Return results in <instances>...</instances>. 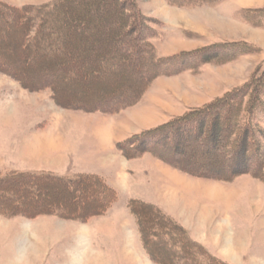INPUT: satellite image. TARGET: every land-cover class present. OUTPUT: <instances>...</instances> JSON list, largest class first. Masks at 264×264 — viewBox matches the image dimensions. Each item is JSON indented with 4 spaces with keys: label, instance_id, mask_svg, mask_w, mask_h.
<instances>
[{
    "label": "rangeland",
    "instance_id": "obj_1",
    "mask_svg": "<svg viewBox=\"0 0 264 264\" xmlns=\"http://www.w3.org/2000/svg\"><path fill=\"white\" fill-rule=\"evenodd\" d=\"M0 1L21 7L56 0ZM169 1L178 6L166 0H132L156 57L229 43L242 44L238 47L240 54L232 61L220 59L180 72L185 65L179 62L178 69L174 66L168 71L174 74L153 79L136 102L117 113L67 106L83 104L91 108L97 98H108L106 92L133 94L146 74L135 75L130 67L108 74L103 63L84 61L78 47L70 63L83 77L75 85L69 83L71 72L65 71L70 69L69 63L62 67L46 65L50 74H61L57 80L58 102H54L50 90L42 88V81L53 80L52 75L48 77L33 67L26 69L21 52L16 48L10 51L9 47V41L18 35L11 38L8 29L0 30V43L8 46L0 48L7 54L5 69H15L16 73L0 71V174L26 170L68 178L90 174L104 178L116 193L107 211L86 221L50 215L0 216V264H159L153 259L165 258L170 250L146 248L130 209L132 201L147 204L180 227L195 243L191 251L197 262H209L207 256H211L224 264H264V97L259 96L254 103L247 127L258 148L253 156L255 176L228 177L226 155L221 149H211L208 141L202 144L197 136L185 135L187 125L160 131L223 98L227 100L219 102V109L209 115L219 119L221 112L230 108L236 112L237 123L243 124L251 101L249 94L241 99L240 91L264 71V0H189L186 5L183 0ZM83 6H90L89 0L72 2V16L80 14L78 9ZM102 12L82 15L99 24L107 21V16L97 20ZM72 28L74 33L79 32L74 37L89 55L99 54V45L108 41L105 27L100 31L80 25ZM96 38L100 40L98 46L93 42ZM93 66L102 72L99 76L88 75ZM204 113L195 121L203 123ZM154 131L158 137H139L140 142L151 147L161 145L166 152L128 157L120 151L125 141ZM221 132H225L223 125ZM234 139L230 136V142ZM215 151L220 155L213 156ZM31 189L29 186L21 192L3 194L14 197L13 205L18 209L23 208L19 198L24 192L31 193L27 200L34 207L53 201L50 193ZM84 197L92 195L86 193ZM68 198L63 193L54 201ZM70 198L75 205L81 204L77 197Z\"/></svg>",
    "mask_w": 264,
    "mask_h": 264
},
{
    "label": "trees",
    "instance_id": "obj_2",
    "mask_svg": "<svg viewBox=\"0 0 264 264\" xmlns=\"http://www.w3.org/2000/svg\"><path fill=\"white\" fill-rule=\"evenodd\" d=\"M187 1L189 0H186V2L183 0L182 4L185 3L186 5ZM214 1L215 0H202V2L209 3ZM72 2H75V0H56L49 4L39 6L24 5L15 7L0 1V30L3 28L8 29L11 38L14 34L18 35L17 39L14 40L13 38V42L9 41V43H11L9 47L10 51L16 48L21 52L22 63H25L23 64L26 65V69L33 67L38 71L45 72L48 76L50 74V68L47 69L46 65L51 64V66L62 67L69 63L70 69L67 68L65 71L67 73L71 72L69 83L75 85L83 75L82 72L76 71V69L71 66L72 64L70 61L77 55V48L79 47L83 55L82 57L85 58L84 61L103 63L104 65L102 67H107V69H104L107 73L130 67V70L132 69L135 75L139 73L141 75H146L139 81L135 93L133 94H128L123 91L113 93L106 92L108 98H97L91 108L83 104H67V108H78L102 113H117L136 102L138 97L153 79L159 76L162 77L174 74L168 73V71L169 69H174V66L178 69L177 63L179 62L182 65L184 64L185 67L178 72L198 67L206 62H216L220 59H224L227 62L232 61L240 54L238 52L242 44L229 43L221 44L220 46H212L207 49H200L196 52H187L170 57L158 58L156 57L153 46L148 42V38L144 36L146 26L142 24V16L132 0H89L90 6L80 7L78 9L80 14L73 16L71 11ZM166 2L178 6V4H176L177 2L169 0H166ZM103 8H106L105 12L102 10ZM98 11L103 12L101 15H98V17L96 16L97 20L107 16L106 22L97 24L89 17L83 16L86 14L88 15L89 12H93L94 14ZM78 25L82 28H92L95 31H100V29L104 27L107 29L106 36L108 37V41L99 45L101 51L99 54L89 55L86 53V47L83 45L81 47L79 46L77 43L78 40L74 37V35L79 32L74 33V29L72 28ZM1 33L3 36L6 35L5 32ZM93 42L98 46L100 40L96 38ZM4 45L5 44L0 43V48L6 49L8 47ZM227 49H230V51L228 52ZM6 55V52L3 53L0 51V71L10 75L16 74L14 71L15 69L10 72L6 71V66L4 65ZM38 59H41V61H38ZM187 62H191L190 65H186ZM220 63H223V61ZM87 73L88 75L94 73L95 76H99L102 72L93 66L92 69L89 68ZM50 75H52L53 80L44 79L42 81V88L49 89L52 93L54 102H58L57 80L59 79L58 75L61 74H53V72H51ZM26 77L27 75L25 78ZM240 92H242L239 94L242 97L241 99L249 94L251 101L241 126L236 121V112H232L230 108L226 109L224 114L221 112L219 119L209 115L212 111L215 112L219 109L217 108L219 106L218 104L227 100L223 98L218 101V104L210 105L188 114L172 124L162 127L160 131L167 129L173 130L175 126L182 127V125H187L189 130H186L185 135H188V137L197 136V140L202 144L208 141L211 149H221L220 151L226 155L225 160L230 163H228L230 165L228 172L231 175L228 177H235L239 174L255 176L257 172L256 170L254 171L256 167L253 156L257 154L258 148L255 146L254 137L247 130V127L249 126V119L253 116L254 103L258 102L259 96L262 95V97H264V71L253 82H248ZM203 112H205L203 123L195 121L196 117H199ZM222 125L223 128H225V132L223 133L226 134L221 132ZM244 130L248 132L245 134ZM236 131L239 133L238 136L236 135ZM154 132L139 134L134 136L133 139L125 141L120 144V151L128 157H138V155L144 152H149L154 156H156V151L158 154L166 152L163 147L160 148L161 145L158 147H151L150 145L148 146L146 142L145 144L144 142H140L139 137H158L155 135L158 133ZM197 132H201V134ZM230 136H235L232 142H230ZM223 137H226V139L223 140ZM171 140L172 138L170 141ZM250 143L254 147L252 150L250 149ZM154 144L155 143H153L152 146H154ZM216 152L217 151H215V155H213L215 157L221 153ZM242 164H244V166H241ZM29 186H32L30 192L39 190L44 193H50L53 201L45 204L39 203V207H34L33 203L27 200V197L31 193L24 192L25 194L23 193L19 198L23 208L18 209L13 205L14 197L3 194L4 191H9L11 193L21 192L24 188ZM63 193L65 196L67 195V197H69L68 200L54 201ZM86 193H90L92 198L86 199L84 197ZM70 197H77L80 199L81 204L75 205L73 200H70ZM115 199V191L110 188L102 178L96 175L87 174L68 178L43 172H12L5 176L4 174H0V216L4 217L21 216L34 218L41 215H50L66 220L86 221L91 217L102 215L107 211L110 205L113 204ZM129 205L132 213L138 220L142 238L147 245L146 248L151 250L152 246H160L169 248L170 250L167 254L168 256L163 259L152 258L157 263L224 264L207 255V258L210 260L209 262H197L191 251L194 249L195 243L188 239L186 233L183 232L180 227L172 224L160 212L152 209L147 204L132 201Z\"/></svg>",
    "mask_w": 264,
    "mask_h": 264
},
{
    "label": "crops",
    "instance_id": "obj_3",
    "mask_svg": "<svg viewBox=\"0 0 264 264\" xmlns=\"http://www.w3.org/2000/svg\"><path fill=\"white\" fill-rule=\"evenodd\" d=\"M26 172H29L28 170H26ZM55 175H59V176H61V177H63V176H67V175H63V174H56L55 173ZM103 180H104V182L108 185V183L105 181V179L104 178H102ZM109 186V185H108ZM110 188H112L111 186H109Z\"/></svg>",
    "mask_w": 264,
    "mask_h": 264
},
{
    "label": "bare ground",
    "instance_id": "obj_4",
    "mask_svg": "<svg viewBox=\"0 0 264 264\" xmlns=\"http://www.w3.org/2000/svg\"><path fill=\"white\" fill-rule=\"evenodd\" d=\"M142 120H144V118L143 117H140V121H142ZM145 120H146V118H145Z\"/></svg>",
    "mask_w": 264,
    "mask_h": 264
}]
</instances>
